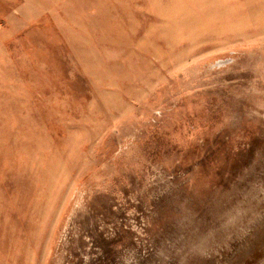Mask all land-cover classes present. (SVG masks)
<instances>
[{"label": "rangeland", "instance_id": "obj_1", "mask_svg": "<svg viewBox=\"0 0 264 264\" xmlns=\"http://www.w3.org/2000/svg\"><path fill=\"white\" fill-rule=\"evenodd\" d=\"M0 264H264V0H0Z\"/></svg>", "mask_w": 264, "mask_h": 264}]
</instances>
